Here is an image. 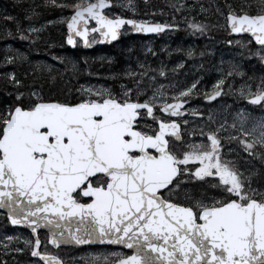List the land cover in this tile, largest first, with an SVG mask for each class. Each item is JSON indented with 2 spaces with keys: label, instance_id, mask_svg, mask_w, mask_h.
I'll use <instances>...</instances> for the list:
<instances>
[{
  "label": "snow or ice",
  "instance_id": "snow-or-ice-1",
  "mask_svg": "<svg viewBox=\"0 0 264 264\" xmlns=\"http://www.w3.org/2000/svg\"><path fill=\"white\" fill-rule=\"evenodd\" d=\"M44 4L71 11L66 18L69 45L73 36L87 45L89 33L113 40L122 26L139 33L177 27L112 14L111 0ZM120 6L134 12L132 0H120ZM223 9L218 11L230 32L249 33L261 55L264 0L245 7L228 3ZM33 15L31 9L24 19ZM2 19L14 27L0 26V34L15 32L23 41H36L43 27H21L11 15ZM188 20L193 34L205 30ZM19 59L17 53L4 62ZM125 75L133 77L132 86L121 84L119 92L92 84L59 95L35 88L23 92L14 71L3 75L4 88L13 92L6 93L12 97L8 103H0V208L12 225L30 228L32 239L24 240L30 254L44 264H62L56 255L39 250L36 233L43 226L47 243L54 246L107 241L128 249L130 254L103 257V264L110 258L112 264H264V116L255 119L241 108L231 114V123L226 119L213 130L202 124L200 140L193 142L187 131L185 143L177 118L189 111L195 82L169 95L162 85L153 88L151 77L141 87L136 77L146 72ZM223 83L217 80L204 99L220 96ZM245 88L241 95L250 104L264 105V78L255 92ZM208 119L214 122L211 113ZM183 123L186 129L188 122ZM221 131L245 154V163L255 156L262 167L242 168L224 159Z\"/></svg>",
  "mask_w": 264,
  "mask_h": 264
},
{
  "label": "rangeland",
  "instance_id": "rangeland-1",
  "mask_svg": "<svg viewBox=\"0 0 264 264\" xmlns=\"http://www.w3.org/2000/svg\"><path fill=\"white\" fill-rule=\"evenodd\" d=\"M172 1L176 6L179 3L184 6V11L177 10V13L182 14L175 21L179 30L161 37H133L130 29H124L122 40L107 51L96 50L93 54L82 56L85 61L91 59L96 63L91 65V71L88 73L85 71L78 86L95 84L110 87L113 91L119 92L121 84L132 86L133 77L125 75L126 72H146L145 77H136L140 81V86L147 87L148 78L151 77V86L155 88L162 85L169 95L195 82L196 90L189 99L191 101L190 113L180 121L185 134L187 131H192L193 142L201 139L199 131L202 124L206 130H213L216 124H224L226 119L228 123H231V114L241 108L255 119L264 116V105L260 107L251 105L241 95V90H248L245 86L255 92L258 82L264 78V60L261 58L264 56V52L257 55L256 53L261 49L255 50L252 39L247 36L227 40L207 35L205 31L193 34V31L187 27L188 17L204 25L207 21H200L196 16L201 14L202 17H205L207 12L202 9L199 0ZM123 2L126 3L127 0H123ZM132 3H134V12L147 14L135 18L152 22L160 20L154 16L159 13L155 8L156 3L144 0L140 8H138L136 0H132ZM123 10L133 12L122 8L120 0H115V8H112L110 12L122 15ZM212 23L225 28L224 15L217 12ZM41 26L42 24H36L33 27L41 28ZM91 41L95 47L98 46L97 35L93 36ZM61 56L71 68L82 70L79 58L74 53L62 52ZM160 71H163L165 75L160 76ZM230 72L231 74H229ZM221 79L224 81L222 86L227 87L226 93L217 101L208 102L204 99L205 90H212L215 82ZM193 109L201 113L203 120L200 116L192 114L191 110ZM209 113L212 114L214 122L208 119ZM183 121L188 122L186 129ZM218 135L222 145L221 152L227 153L224 159L234 160L242 168L259 170L262 167L261 161L255 156L248 157V162L245 163V154L224 139L229 135L228 132L221 131ZM204 139L206 140V137ZM8 236L17 237V239L12 241L4 239ZM25 239L31 240L24 232L12 230L6 216L0 211V255L5 258L6 262H9L8 257L11 255V251L16 248H21L23 251L28 249L24 245ZM58 253L66 261V264H93V257H95L94 253L89 252L74 253L72 248H61Z\"/></svg>",
  "mask_w": 264,
  "mask_h": 264
},
{
  "label": "trees",
  "instance_id": "trees-1",
  "mask_svg": "<svg viewBox=\"0 0 264 264\" xmlns=\"http://www.w3.org/2000/svg\"><path fill=\"white\" fill-rule=\"evenodd\" d=\"M143 1L136 0L138 8L143 5ZM146 1L156 3L155 8L159 13L154 16L161 21L167 20L175 23L176 19H179L182 15L179 12L177 13V10L184 11V6L180 5V3L176 6L172 0ZM59 2L61 0H58ZM63 2L72 3L73 0H63ZM228 3L235 7H245L250 4L256 5L258 0H199L202 9L207 12V16L202 17L201 14H198L196 18L200 21H207L204 24L206 33L218 38H225L227 36L224 30L213 25L212 19L216 16L217 12L223 11V5ZM31 9H34L35 15L31 17L30 21H26L24 17ZM218 9L221 11H218ZM70 14L71 11L66 8L45 6L44 0H0V26L14 27L13 22H6L2 19V17L9 15L20 21L21 27H25L28 24H31V26L42 24L43 26L38 33L39 38L36 41H23L19 39L15 32L10 37H4L0 34V103H8L12 99L11 96H6V93L13 92V89L10 87L7 89L4 88L3 75L13 71L21 79L23 87L20 90L23 92H29L32 88L37 90L42 89L43 93L48 95L76 92L79 88L78 84L80 79L83 77L85 71L87 73L91 71L92 69L90 67L96 61L91 59H86L85 61L83 58H79L82 70H76L71 68L61 56L62 52L68 51L65 47L64 40L66 35V18ZM122 15L139 17L147 14L123 10ZM47 21H51L52 23H46ZM13 49L17 51H13ZM17 53L21 55V59L16 60L14 63L4 62L6 56L15 57ZM76 53L83 56L80 49H77ZM38 64L40 65L39 68H37ZM44 65H48L49 67L45 69ZM227 142L238 147L231 140H227Z\"/></svg>",
  "mask_w": 264,
  "mask_h": 264
},
{
  "label": "flooded vegetation",
  "instance_id": "flooded-vegetation-1",
  "mask_svg": "<svg viewBox=\"0 0 264 264\" xmlns=\"http://www.w3.org/2000/svg\"><path fill=\"white\" fill-rule=\"evenodd\" d=\"M115 5V2H114ZM113 5L112 8H115ZM225 31H227V24L225 25V28H223ZM227 40L234 39L233 36H228L226 38ZM255 50H260V47H255ZM261 59V58H259ZM226 89L227 87L224 86ZM190 101V100H189ZM214 102V101H213ZM212 103V102H211ZM260 107V106H257ZM179 119V118H177ZM10 227L12 230L21 231L27 234L32 239V233L31 230L22 228L20 226H14L8 221ZM37 236L41 242L40 244V251L41 252H48V253H54L59 254L58 250L61 249V247H54L47 243L48 239V232L45 229H39L37 232ZM74 249L75 252H89L94 253L93 255V264H103V257L105 256H111L113 253H122V254H130L128 249L113 245V244H96V245H85V246H74L70 247ZM99 257V259H96ZM9 262H6L5 258L0 255V264H44L38 257H34L30 254V250L27 249L26 251L16 252L15 250L11 251V255L8 257ZM107 264H112V259L110 258L107 261Z\"/></svg>",
  "mask_w": 264,
  "mask_h": 264
},
{
  "label": "water",
  "instance_id": "water-1",
  "mask_svg": "<svg viewBox=\"0 0 264 264\" xmlns=\"http://www.w3.org/2000/svg\"><path fill=\"white\" fill-rule=\"evenodd\" d=\"M112 6H113V1L111 0V6H110V8H112ZM106 14V13H105ZM128 18H130V17H128ZM94 24V22H92V21H90L89 22V26L90 27H95V24H94V26H91V24ZM161 24H165V23H161ZM124 27H129V26H122V29H121V32H120V34L115 38V39H113V40H110V41H108V40H101L100 38H99V44L100 45H112V44H114V43H116V42H118L120 39H121V35H122V30L124 29ZM130 28V27H129ZM66 30H67V35H66V38H65V43H66V45L69 47V48H75L76 47V45H77V40L78 39H80L81 40V38L80 37H78V36H73V39H74V43L73 44H71V45H69L68 43H67V36H68V29H67V24H66ZM168 30H171V29H164V30H162L161 32H159V33H139V32H133V34H135V35H158V34H163V33H165L166 31H168ZM233 35H248V36H250V34L249 33H232ZM92 35H95V34H92V33H89L88 34V41H89V43L86 45L84 42H83V40H81L82 41V44H83V47H84V49H86V50H90V49H92L93 48V45L91 44V42H90V37L92 36ZM98 35V34H97ZM257 44V43H256ZM258 45V44H257ZM220 91H221V95L223 94V91H224V89H219ZM220 95V96H221ZM220 96H218V97H220ZM218 97H215L214 99H216V98H218ZM183 111V110H182ZM187 113H185L183 116H185ZM179 123V122H178ZM183 136V135H182ZM0 210L2 211V212H4L6 215H7V211H6V209H3V208H0ZM15 226H21V227H25V228H28L29 230H30V228L27 226V225H15ZM42 228H44L43 226H41L40 228H38L37 229V231L39 230V229H42ZM44 229H46L47 231H48V229L47 228H44ZM92 243H108L107 241H105V242H101V241H90L89 242V244H92ZM75 243H61L60 245H74ZM88 244V243H87ZM75 245H77V244H75ZM80 245H84V244H80ZM57 246H59V245H55V247H57ZM123 246V245H122ZM40 258V257H39ZM59 258V257H58ZM41 259V258H40ZM60 259V258H59ZM42 260V259H41ZM61 260V259H60ZM43 261V260H42ZM44 262V261H43ZM61 262H62V260H61ZM62 264H63V262H62Z\"/></svg>",
  "mask_w": 264,
  "mask_h": 264
},
{
  "label": "bare ground",
  "instance_id": "bare-ground-1",
  "mask_svg": "<svg viewBox=\"0 0 264 264\" xmlns=\"http://www.w3.org/2000/svg\"><path fill=\"white\" fill-rule=\"evenodd\" d=\"M225 55V54H224Z\"/></svg>",
  "mask_w": 264,
  "mask_h": 264
}]
</instances>
